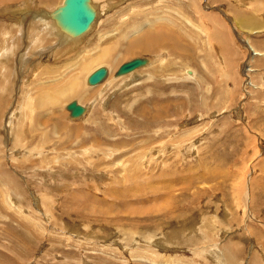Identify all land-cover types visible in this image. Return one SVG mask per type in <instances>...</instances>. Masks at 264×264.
I'll list each match as a JSON object with an SVG mask.
<instances>
[{
	"label": "rangeland",
	"instance_id": "374dc122",
	"mask_svg": "<svg viewBox=\"0 0 264 264\" xmlns=\"http://www.w3.org/2000/svg\"><path fill=\"white\" fill-rule=\"evenodd\" d=\"M64 1L0 3V264H264V0Z\"/></svg>",
	"mask_w": 264,
	"mask_h": 264
},
{
	"label": "bare ground",
	"instance_id": "6f19581e",
	"mask_svg": "<svg viewBox=\"0 0 264 264\" xmlns=\"http://www.w3.org/2000/svg\"><path fill=\"white\" fill-rule=\"evenodd\" d=\"M13 1H15V0H0V3L2 4V5H4V3H6V4H9V3H11V2H13ZM25 1V0H24ZM66 1L67 0H65L64 1V3L61 5L62 6V8L60 7V10H61V13H57L56 15H55V17H54V22L52 21V20H49L48 22H49V25H50V29L51 30H49V31H51L52 33H54V34H59L60 33V31H61V35H64L63 36V39L65 40L64 41V44H65V42L66 41H68V43L70 42V43H74V42H76V40L77 39H79V38H82L83 39V34L86 32V31H88L89 29H90V26L91 25H93V23L96 21L95 20V18H96V16H95V13H94V11L92 10V7H91V5H90V2H89V0H85V5L89 8V9H91L92 11H93V13H94V18H93V20L88 24V26L84 29V30H82V31H78L77 30V28H75V27H71V26H69L68 24H66L65 23V21H64V16H65V10H64V8H65V4H66ZM18 2V1H17ZM13 4V3H12ZM28 4V3H27ZM92 4V3H91ZM13 5H15V4H13ZM13 5H11V6H13ZM1 7V6H0ZM4 7V6H3ZM19 7V6H18ZM93 7H95V6H93ZM14 8V7H13ZM13 8L11 9L10 8V6H9V8H8V10L9 9H11V10H13ZM14 9H16V7L14 8ZM7 10V11H8ZM1 11H3V10H1ZM10 11V10H9ZM59 11V10H58ZM12 12V11H11ZM14 13V12H13ZM54 16V15H53ZM52 16V17H53ZM171 18V17H170ZM16 20V19H15ZM48 20V19H47ZM19 21V20H18ZM170 21H171V19H170ZM245 22H246V25H250V21H247V20H245ZM12 23V22H11ZM13 23H15V22H13ZM252 23V22H251ZM9 24V23H8ZM16 24V23H15ZM18 24V23H17ZM48 24V23H47ZM21 25H22V22H21ZM145 25H147V24H145ZM9 26V25H8ZM27 26V25H26ZM172 26V25H171ZM176 26V25H175ZM20 27H22V26H20ZM250 27V26H249ZM140 28V27H139ZM144 28V27H143ZM8 29V28H7ZM43 29V28H42ZM46 29H48V28H46ZM6 30V29H5ZM34 30V29H33ZM44 30V29H43ZM34 31H32V33H33ZM41 33H42V31H41ZM144 34V38L142 37V39H136L137 41L136 42H134V44H131V46H130V49H132V50H137V51H145V52H149V51H153V50H157L158 49V46L160 45V43L162 42V40L164 39V37H165V35L166 34H163V32H160V31H156L155 29H153V28H151V29H148L147 31H145V32H143ZM37 34V33H36ZM48 34V33H47ZM167 37V36H166ZM1 39H2V37H0ZM37 38V37H36ZM43 38V37H42ZM118 39V38H117ZM34 40V39H33ZM36 41V40H35ZM48 41V40H47ZM81 41V40H80ZM2 42V41H1ZM171 42V41H170ZM175 41L173 40V42H172V44H173V46L175 47V49H179V50H183V48L179 45V46H176L175 45V43H174ZM39 43V42H38ZM78 43H79V41H78ZM163 43H164V41H163ZM169 43V42H168ZM29 45H31V44H29ZM33 45H35V44H33ZM41 45V44H40ZM96 45H98L99 46V44H96ZM110 45V44H109ZM133 45V46H132ZM162 45V44H161ZM166 45H168V44H166ZM0 46H1V44H0ZM71 46H74V45H72L71 44ZM97 46V47H98ZM112 46H114V45H112ZM112 46H110V47H105V48H103V51L102 52H97L96 53V56H99V58H97V60L99 61H101V64H99L96 68H94V69H89V67L88 66H86V65H88V63L86 64L85 62H87V61H89L90 62V60L88 59V60H86V61H84V63L86 64H84L83 62V64H84V66H86L85 68H83V70H84V86H86V83H87V86H93V85H95V83L93 82V76H94V74H96V73H98L99 71H100V69L102 68V67H104L105 66V64L106 65H110V64H108L107 62L108 61H110V62H112V58L110 57V51L113 49V47ZM30 47V46H29ZM34 47H36V45L34 46ZM54 48V47H53ZM75 48V47H74ZM94 48V47H93ZM112 48V49H111ZM165 48V47H164ZM36 49V48H35ZM46 49V48H45ZM185 49V48H184ZM95 50V49H94ZM98 50H100L99 48H98ZM186 50H187V54H189L190 56H193L191 53H193L194 52V50L191 48V46L189 45L188 47H186ZM53 51H55V49L54 50H52V52ZM80 52V51H79ZM82 52V51H81ZM86 52V51H85ZM85 52L83 51L82 53H81V55H86L85 54ZM95 52V51H94ZM93 52V53H94ZM257 54V53H256ZM95 55V54H94ZM0 56H2V55H0ZM87 56H89V55H87ZM79 57V56H78ZM92 57V56H91ZM83 58V57H82ZM93 58V57H92ZM92 58H90V59H92ZM96 58V57H95ZM135 59V58H134ZM2 60V59H1ZM94 59H92V61H93ZM96 60V59H95ZM9 61V60H8ZM96 61H94V63H95ZM109 62V63H110ZM9 63V62H8ZM13 63V62H12ZM11 63V64H12ZM10 64V65H11ZM140 63H137V62H135V63H133V68L134 67H136V65H139ZM6 65H7V63H6ZM81 67V66H80ZM83 67V66H82ZM106 67V66H105ZM129 69H131L132 70V68H129ZM128 69V70H129ZM83 70H82V73H83ZM122 70H124V69H122ZM80 74V73H79ZM11 75V74H10ZM81 75V74H80ZM77 76V75H76ZM5 78V77H4ZM75 79L77 80V77L75 78H73L72 80H74L75 81ZM71 80V81H72ZM79 83H81V81H78ZM83 82V81H82ZM44 83V82H43ZM14 84V83H13ZM42 84V83H41ZM69 85H67V87H66V89H63V88H60V89H57V91L58 92H60L59 94H58V96H56L54 99H52V102L53 103H55L56 104V102L58 101V99H59V97L61 96V95H64V94H73L74 93V87H73V84L71 83H68ZM75 84V83H74ZM40 85V84H39ZM44 85V84H43ZM55 85V84H54ZM53 85V86H54ZM56 85H57V82H56ZM56 85H55V89L57 88L56 87ZM64 85V84H63ZM77 85V84H76ZM79 85V84H78ZM106 85V84H105ZM41 86V85H40ZM64 86H66V84L64 85ZM81 86H82V84H81ZM78 87H80V86H78ZM83 87V86H82ZM104 87V86H103ZM85 88V87H84ZM40 89H42V87H40ZM52 89V88H51ZM50 89V90H51ZM55 89H54V91H55ZM79 90H80V88H78ZM49 91V90H48ZM56 91V92H57ZM76 91V93L78 92V93H80L82 90H80V91H78V90H75ZM100 91V90H99ZM85 92V91H84ZM63 93V94H62ZM75 93V94H76ZM75 94H73V95H75ZM70 95L68 96V97H65L66 99H64V100H62V102H64L65 100H67V102L66 103H68L67 104V106L69 107L68 109L72 112V114L75 116V114L74 113H76V114H78L79 112H81V110H80V108H82V113L81 114H79L78 116H80V117H82L86 112H87V110H88V107H83V106H81V105H79L77 102H76V95H75V97H73L72 95H71V97H70ZM78 95V94H77ZM81 96V95H80ZM49 97H50V95H49ZM45 96H44V93H43V95H40L39 97H38V102H37V104H35V108L37 109V108H40V107H44L43 105H44V100H45ZM75 98V99H74ZM50 100V99H49ZM89 102V101H88ZM52 103V104H53ZM59 103V102H58ZM57 103V104H58ZM80 103V102H79ZM50 104V103H49ZM87 104V103H86ZM86 106V105H85ZM33 109V111L35 110L34 108H32ZM148 110V109H147ZM146 110V111H147ZM72 115V116H73ZM76 118V117H75ZM94 121V120H93ZM3 180V179H2ZM4 180H5V178H4Z\"/></svg>",
	"mask_w": 264,
	"mask_h": 264
},
{
	"label": "water",
	"instance_id": "95a60500",
	"mask_svg": "<svg viewBox=\"0 0 264 264\" xmlns=\"http://www.w3.org/2000/svg\"><path fill=\"white\" fill-rule=\"evenodd\" d=\"M64 10L65 23L78 31L84 30L94 18V13L85 5V0H67ZM97 77L94 75L93 80Z\"/></svg>",
	"mask_w": 264,
	"mask_h": 264
},
{
	"label": "crops",
	"instance_id": "0c3cea01",
	"mask_svg": "<svg viewBox=\"0 0 264 264\" xmlns=\"http://www.w3.org/2000/svg\"><path fill=\"white\" fill-rule=\"evenodd\" d=\"M264 32V31H263ZM264 34V33H263Z\"/></svg>",
	"mask_w": 264,
	"mask_h": 264
}]
</instances>
